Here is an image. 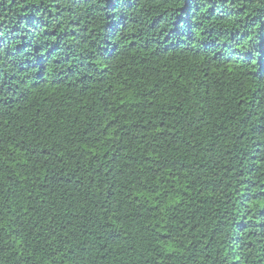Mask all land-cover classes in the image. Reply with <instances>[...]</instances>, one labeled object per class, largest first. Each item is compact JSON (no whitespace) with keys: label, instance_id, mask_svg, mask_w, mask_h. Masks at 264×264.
Listing matches in <instances>:
<instances>
[{"label":"trees","instance_id":"1","mask_svg":"<svg viewBox=\"0 0 264 264\" xmlns=\"http://www.w3.org/2000/svg\"><path fill=\"white\" fill-rule=\"evenodd\" d=\"M0 264H264V0H0Z\"/></svg>","mask_w":264,"mask_h":264}]
</instances>
